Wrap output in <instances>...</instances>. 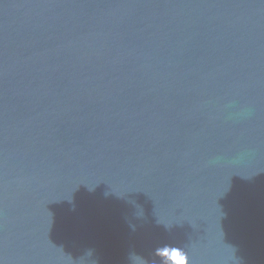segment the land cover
I'll use <instances>...</instances> for the list:
<instances>
[{
  "label": "water",
  "instance_id": "95a60500",
  "mask_svg": "<svg viewBox=\"0 0 264 264\" xmlns=\"http://www.w3.org/2000/svg\"><path fill=\"white\" fill-rule=\"evenodd\" d=\"M264 264V0H0V264Z\"/></svg>",
  "mask_w": 264,
  "mask_h": 264
},
{
  "label": "clouds",
  "instance_id": "9594fccd",
  "mask_svg": "<svg viewBox=\"0 0 264 264\" xmlns=\"http://www.w3.org/2000/svg\"><path fill=\"white\" fill-rule=\"evenodd\" d=\"M156 254L161 264H190L187 252L181 248L165 245L157 249Z\"/></svg>",
  "mask_w": 264,
  "mask_h": 264
}]
</instances>
